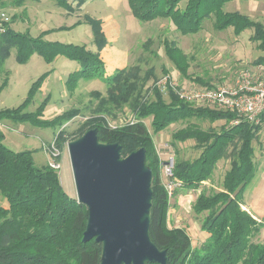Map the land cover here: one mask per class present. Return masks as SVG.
<instances>
[{"label": "trees", "instance_id": "obj_1", "mask_svg": "<svg viewBox=\"0 0 264 264\" xmlns=\"http://www.w3.org/2000/svg\"><path fill=\"white\" fill-rule=\"evenodd\" d=\"M6 1L0 0V7H4ZM9 1L16 7H22L27 0ZM54 1L68 12H75L88 0ZM233 1L239 0H128V5L138 21L170 20L183 36L199 33L208 20H212L216 30L232 28L237 36L247 29H253L250 39L258 43V49L264 51V24L239 11H226V4ZM84 22L92 26L94 43L99 51L103 50L108 39L101 20L86 15ZM81 23L79 21L74 26ZM61 29L65 28L58 30ZM54 30L33 37L9 27L0 37V66L15 49L19 64H26L34 54L40 55L48 64L60 56L77 62L80 68L71 73L66 81L70 93L83 79H105L109 85L108 96L95 93L99 99L97 115L83 123L78 134L72 138L65 129H60L55 138L56 147L62 149L66 142L76 140L88 130L96 128L100 142L119 143L123 147V156L140 148L146 149V163L154 177L150 235L160 250L167 251L168 264H264V243L253 241L261 231V222L244 209L245 190L257 172L253 142L264 127V114L260 116L258 124L247 121L231 124L234 113L191 105L172 90L166 96L155 82L149 87L154 99L145 100L142 93L153 76L152 72L148 71L145 77H141L139 68L134 66L107 75L106 63L99 52L89 50L86 45L46 40L45 36ZM164 43L166 54L179 73L190 78L187 55L173 41L166 40ZM258 60L257 63H264V57ZM51 72L33 82L26 99L18 107L1 110L0 121L29 122L37 128L59 129L79 115L80 110L70 109L50 120L44 119L50 95L34 112L26 111ZM194 82L207 87L215 86L198 77ZM7 83V80L2 83L0 93ZM129 102L137 120L123 127L110 126L102 115H109L113 109H121ZM150 116L153 117L155 133L192 118L212 123L225 121L220 131L190 125L172 136V145L194 140L201 149L194 160L175 159L174 179H178L182 186L176 188L174 193L180 189H198L212 177L220 160H231V167L224 176L223 190L210 195L201 193L195 201L193 209L197 214L208 212L201 225L208 237L198 248L193 246L185 228L168 226L170 204L168 191L161 179L163 161L155 149L151 133L142 121ZM4 139L5 134L0 130V195L7 203V206L0 207V264H100L102 245L95 239L83 242L89 214L87 207L65 191L56 169L49 164L37 166L33 151H14L4 144Z\"/></svg>", "mask_w": 264, "mask_h": 264}, {"label": "rangeland", "instance_id": "obj_2", "mask_svg": "<svg viewBox=\"0 0 264 264\" xmlns=\"http://www.w3.org/2000/svg\"><path fill=\"white\" fill-rule=\"evenodd\" d=\"M248 2L241 0L230 2L224 9L239 11L264 24V2ZM182 6H185V3H182ZM0 10L9 15L13 29L17 32L37 37L44 30L55 29L48 40L86 45L89 50L99 52L106 63L107 75L134 66L139 68L141 77H145L148 71L152 72L153 76L142 93L145 100L154 99V93L149 87L164 75H170L183 85L206 87L194 82V79L198 77L215 86L234 85L243 69H264V63H257L260 57H264V51L258 49V43L250 39L253 29H247L237 36L232 28L224 31L216 30L212 20H208L204 22V28L199 33L183 36L170 20L157 19L147 23L138 21L132 15L128 0H88L75 12H68L58 6L54 0L40 2L27 0L22 7H16L7 0ZM86 15L102 22L108 44L101 51L94 43L92 26L84 22ZM79 21L82 23L74 26ZM60 27L65 29L58 30ZM166 40L176 43L187 55L190 78L183 77L168 58L164 43ZM79 68L77 62L62 56L49 65L38 54L33 55L26 64H19L16 60V50L11 51L10 56L0 66V86L5 80L8 81L0 93V111L18 107L26 99L33 82L52 70L26 111L34 112L43 99L50 95L51 99L44 111V119L50 120L70 109H78L80 114L59 129L37 128L29 122L15 123L12 120H6L8 125L3 128L6 146L14 151L32 150L35 164L39 167L45 166L51 159L46 146L55 141L60 129H65L69 138H72L78 134L83 123L97 115L99 99L95 93L107 97L109 85L102 77L83 79L79 81L75 91L70 93L67 90L66 81L69 75ZM166 100H169L168 97ZM102 116L114 128L123 127L137 120L131 102L121 109H113L109 115ZM142 121L153 137L155 149L161 161H166L172 156L175 159L194 160L200 155L201 149L194 140L172 145V136L176 131L190 125H197L203 130L214 128L220 131L225 123V121L212 123L208 120L192 118L174 123L167 129L155 133L152 128V116ZM67 144L68 142L60 149L61 156L58 161L61 167L57 171L65 191L71 197L77 198ZM253 146L257 172L245 190L244 209L261 222V231L253 238V241L264 243V127L253 142ZM230 167V158L220 160L212 177L198 189H180L169 198L168 226L185 228L194 247L198 248L203 239L208 237V234L201 229L202 221L208 212L197 214L193 209L195 201L201 193L210 195L223 190L224 176ZM161 179L163 183L167 182L163 162ZM1 206H7L2 195H0Z\"/></svg>", "mask_w": 264, "mask_h": 264}, {"label": "water", "instance_id": "obj_3", "mask_svg": "<svg viewBox=\"0 0 264 264\" xmlns=\"http://www.w3.org/2000/svg\"><path fill=\"white\" fill-rule=\"evenodd\" d=\"M77 201L88 209L83 242L102 245L100 264H168L152 241L153 172L146 149L123 156L119 143H103L96 128L67 144Z\"/></svg>", "mask_w": 264, "mask_h": 264}, {"label": "built area", "instance_id": "obj_4", "mask_svg": "<svg viewBox=\"0 0 264 264\" xmlns=\"http://www.w3.org/2000/svg\"><path fill=\"white\" fill-rule=\"evenodd\" d=\"M10 25L9 15L0 10V37L6 33ZM156 87L166 96L169 95V90H172L181 100L191 105L234 113L235 118L231 124H239L241 121L258 124L260 116L264 114V69H243L234 85L218 84L212 87L183 85L170 75H164L157 80ZM46 149L51 154L48 164L58 170L61 167L58 161L61 156L60 149L56 147L55 141L46 146ZM174 163L173 156L163 161L167 177L165 188L169 198L176 188L182 186L178 179H174Z\"/></svg>", "mask_w": 264, "mask_h": 264}, {"label": "crops", "instance_id": "obj_5", "mask_svg": "<svg viewBox=\"0 0 264 264\" xmlns=\"http://www.w3.org/2000/svg\"><path fill=\"white\" fill-rule=\"evenodd\" d=\"M258 1H263V0H249V2L248 1H246V2H248V3H254V2H258ZM233 2H235V1H233ZM264 2V1H263ZM229 4V3H228ZM235 4V3H234ZM230 12H233V11H230ZM10 28H12L13 29V23L11 22V25H10ZM44 31H48V30H44ZM44 31H42V32H44ZM51 33H49V34H47L46 36H45V39L46 40H48L49 39V35H50ZM50 41V40H49ZM35 55V54H34ZM32 58V57H31ZM53 64V63H52ZM50 65V64H49ZM7 125H8V123H6V120H2V121H0V130H2V132L4 133V130H3V128H6L7 127ZM11 125V124H10ZM12 126V125H11ZM17 143V142H16ZM45 146V145H44ZM43 146V147H44ZM32 151V150H31ZM253 208V207H252ZM206 234V233H205ZM207 237H205V239H206ZM205 239H203V241L205 240Z\"/></svg>", "mask_w": 264, "mask_h": 264}]
</instances>
